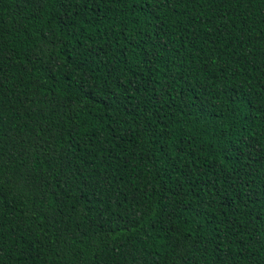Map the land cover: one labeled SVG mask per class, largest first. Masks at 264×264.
<instances>
[{"label":"trees","instance_id":"1","mask_svg":"<svg viewBox=\"0 0 264 264\" xmlns=\"http://www.w3.org/2000/svg\"><path fill=\"white\" fill-rule=\"evenodd\" d=\"M0 264H264V0H0Z\"/></svg>","mask_w":264,"mask_h":264}]
</instances>
